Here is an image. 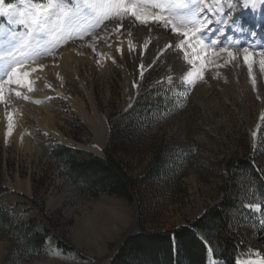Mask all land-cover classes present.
I'll list each match as a JSON object with an SVG mask.
<instances>
[{"label":"rangeland","instance_id":"obj_1","mask_svg":"<svg viewBox=\"0 0 264 264\" xmlns=\"http://www.w3.org/2000/svg\"><path fill=\"white\" fill-rule=\"evenodd\" d=\"M19 1H27L28 5L35 6L52 2L15 0L13 4ZM170 1L142 0L139 3L153 8L152 16L156 18L177 21L181 29L201 33L210 30L205 31L200 27L197 15L189 14V8L176 3L182 0H173V4ZM208 1L220 3L224 12L220 13V9H217L211 21L221 14V23L228 24L231 40H245L251 44L249 52L254 50L255 53L264 54V44H259L249 32H244L237 22L242 15H246L241 12L246 11L251 15V27L255 30L256 23L261 19L264 0L248 4L247 9L242 8L247 0ZM79 2H64L68 7L61 9L60 13L65 21L72 19L79 9ZM122 3L116 0L115 5L110 7L111 15L94 27L92 25L76 32L70 44L73 42L72 46L77 48L78 42L93 40L97 32H102L109 22L119 18L125 10ZM210 3H207L206 9L210 8ZM10 5L0 0V28L6 26L9 29V25L13 24L15 34L21 37L19 49L27 55L42 45V39L37 36L38 28L35 24L32 27L29 25L37 21L38 15L26 7L15 22H10L5 9ZM262 31L263 24L258 26V32ZM74 41L77 43L74 44ZM243 49L244 46H240L239 50ZM175 53V50L167 49L158 54L156 46L151 44L144 56L138 54L148 69L141 81L139 94L129 107L122 105V75L117 66L110 67L108 60L104 62L103 71L85 66L81 67L77 77L65 73L63 94L50 74L44 73L43 79L34 71L29 76L24 74L19 77L20 84L11 92V96L21 94L23 98L30 94V88L25 87L30 86L26 80H36L43 85L39 92L32 94H42L45 99L43 102L26 101L27 109L47 105L48 114L39 110L41 113H36L38 120L24 115V133L31 135V141L41 146L40 154L34 156L29 149L24 150L22 139L15 137V126L7 122L10 120L14 124V120H6L0 111V184L7 190L0 196V205L11 218L10 229L0 227V264H109L128 235L140 231H169L185 226L217 205L231 175L227 167L229 162L247 158L263 166L264 171V58H259L254 67L247 63L232 64L233 61L228 59H214L213 62L201 64L191 75L188 70L192 65L188 64L187 69L176 66L173 59ZM117 62L132 70L130 56L117 57ZM103 74L108 76L102 77ZM39 77L42 79L40 82ZM81 83L92 87L98 111L106 115L108 126L113 115L128 112L141 100V96L157 103L162 109L152 115L155 134L151 139V148L143 150L139 156L118 154V157L133 178L143 175L157 151H168L169 159L172 157L176 165L170 175L154 177L150 183H138L131 202L106 195L96 200L87 197L67 179L62 162L53 158V152L58 147L97 156L79 147L89 146L92 138L78 113V104L83 101L87 104ZM43 86L47 88L42 89ZM0 92L3 93L2 90ZM22 111L11 109L7 113L19 115ZM142 119H147V116L144 115ZM105 148L103 155L97 157L104 156ZM235 176L238 178L236 186L239 187L240 200L237 208L245 211L241 214L233 212V216L238 218L235 231L245 241L246 254L238 264L243 261L264 264V215H258L260 209H264V194L246 187L239 174ZM62 179L76 193L68 200H65L67 195H62L66 193L64 187L60 186ZM27 182L30 183L29 189L26 188ZM28 226L38 234L47 233L42 247L35 236L26 231ZM198 238L207 240L201 234H198ZM57 243L62 248H58Z\"/></svg>","mask_w":264,"mask_h":264},{"label":"bare ground","instance_id":"obj_2","mask_svg":"<svg viewBox=\"0 0 264 264\" xmlns=\"http://www.w3.org/2000/svg\"><path fill=\"white\" fill-rule=\"evenodd\" d=\"M115 1L80 0L79 9L73 14L70 21H65L62 18L60 10L66 9L68 6L61 1L52 0V2L41 6L28 5L27 1H19L5 8L9 14L8 20L10 22H15L14 20L26 7L38 15L36 16V18L38 17L37 21L34 23L30 22L29 25L32 27L35 24L38 28L37 36L42 39V45L27 55H25L26 53L23 54L19 49L18 41H20L21 37L15 34L13 24L9 25V29L6 26L0 28V90L3 91V93L0 92V111L6 117V120L10 118L14 120V124L10 120H7V122L15 126V137H20L24 150L29 149L34 156L40 154L41 146L38 142L31 141V135L24 133V115L33 116L38 120L36 113L40 110L48 114V106H34L29 110L27 109L26 101L32 103L39 100L43 102L45 99L42 94H32L39 92V88L43 85L38 84V81L35 82L36 80H26L27 85L30 84V86L25 87L30 88V94H24L23 98L20 96L21 94L14 97L11 96V92L16 90L18 88L17 85L20 84L19 77L24 74L29 76L34 71H37L38 73L35 72V75L39 74L43 79H45L44 73L52 75L54 83L59 86L60 92L63 94L62 89L64 88L62 86H64L63 78L65 73H71L77 77L81 67L84 68L85 66L93 67V70L99 69L103 71V68H105L104 62L108 60V63L110 62L111 64L110 67L117 66L122 75V105L123 107H129L137 98L141 81L148 69L143 64V58H138V54L144 56L146 49L151 44L156 46L158 54L167 49L175 50V58L173 59L175 64H177L176 66L181 65L182 68L187 69L188 64L192 65L188 70L191 75L196 73V70L202 66L201 64L213 62L214 59H228V61H233L232 64L247 63L254 67V64L257 65L259 58H264V54L255 53L254 50L249 52L251 46L249 42L245 40L244 42H236L229 38L228 24L222 25L221 14L217 18L214 17V21H211V16L217 9H220V13H223L224 10L221 9L220 3L213 1L210 3L208 0H182L181 2H176L180 6L189 8V14H196L200 27H203L205 31L210 28L206 33H201L200 31L191 32L187 28L181 29L177 21H166L152 16L153 8L144 6L145 4L142 5L143 3L140 4L139 1L142 0H117L119 2L123 1L125 6V10L121 12L119 18L109 22L107 28L102 32H97L93 36V40L78 43L74 41V44L77 43L78 47L72 46L73 42L70 44V40L72 41L74 34L80 30L88 29L92 25L94 27L100 20L111 15L112 8L110 7L115 5ZM254 1L256 0H247L242 8L247 9L248 4ZM170 2L173 4V0ZM207 3H210L208 4L210 5L209 9L205 8ZM241 13H245L249 17L246 11ZM82 17H84L83 21ZM260 17V21L256 23L257 27L254 28L255 30L249 23V21H252L250 18L248 20L245 19V16H242L237 22L241 25L244 32H249L259 44H264V32H258V26L264 25V2ZM240 46H244V49L239 50ZM127 55L132 58L131 71L124 64L120 65L117 62V57L123 58V56ZM107 76L108 74H105L102 77ZM41 77H39V82L42 80ZM50 83L52 82L50 81ZM44 85L46 86V84ZM81 87L87 99V104L84 101L78 104L76 99V103L79 105V109L78 107L76 109H78L81 121L88 127L92 138L89 146L79 145V147L94 155L102 156L109 136L106 115L98 111L92 87L88 86V88L82 83ZM44 88L47 87L43 86L42 89ZM21 93H24V91ZM73 104H75V101ZM11 109L18 111L22 109L23 111L19 115L8 114L7 112ZM47 117L49 118V116ZM29 187L30 183L27 182L26 188L29 189ZM242 264L247 263L243 262ZM254 264L262 263L255 261Z\"/></svg>","mask_w":264,"mask_h":264},{"label":"trees","instance_id":"obj_3","mask_svg":"<svg viewBox=\"0 0 264 264\" xmlns=\"http://www.w3.org/2000/svg\"><path fill=\"white\" fill-rule=\"evenodd\" d=\"M14 1L4 0V3L11 4ZM144 98L141 96V100L128 112L110 118L109 140L103 157L64 147H58L53 152V158L62 162L67 179L82 194L95 200L106 195L131 202L138 183H150L154 177L172 174L176 164L172 157L169 159L168 151H157L152 163L139 178L130 177L127 166L118 157V154L139 156L152 146L151 139L155 134L152 115L162 109L146 98L144 101ZM144 115L147 116L145 120L142 119ZM227 167L231 175L217 205L185 226L169 231H140L128 235L118 246L109 264H207V250L198 234L207 239L214 258L234 264L239 254L244 252L245 243L235 231L238 218L233 216V212H245L237 208L239 187L236 186L238 178L235 174L243 177L246 187L263 195L264 171L263 166L247 158L235 159ZM5 193L7 190L0 184V196ZM10 220L8 211L0 205V227L10 229ZM26 231L35 236L40 247L44 245L47 233L38 234L31 226ZM57 247L62 248L60 243H57Z\"/></svg>","mask_w":264,"mask_h":264},{"label":"built area","instance_id":"obj_4","mask_svg":"<svg viewBox=\"0 0 264 264\" xmlns=\"http://www.w3.org/2000/svg\"><path fill=\"white\" fill-rule=\"evenodd\" d=\"M61 187H64V189L66 190V193L65 194H62V195H67V198L65 200H68L72 197H74L76 195L75 191L73 190L72 187L69 186V184L67 182H65L63 179L61 180ZM263 213H261V215L259 216H262ZM200 240L204 243V244H209L208 242H206V240L204 241L202 238H200Z\"/></svg>","mask_w":264,"mask_h":264}]
</instances>
